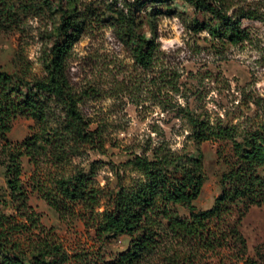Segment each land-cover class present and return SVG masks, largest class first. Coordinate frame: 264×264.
Returning a JSON list of instances; mask_svg holds the SVG:
<instances>
[{
  "label": "rangeland",
  "instance_id": "obj_1",
  "mask_svg": "<svg viewBox=\"0 0 264 264\" xmlns=\"http://www.w3.org/2000/svg\"><path fill=\"white\" fill-rule=\"evenodd\" d=\"M4 1L12 14L0 25V66L6 70L13 64H30L33 74L42 75L60 34L59 9L68 8L80 21L83 29L65 64L87 128L96 134L90 144L69 147L62 166L45 155L33 163L20 154V198L7 181L9 150L0 146V211L24 225L12 235L24 245L39 233H48L70 256L67 264L113 258L127 249L129 237L98 235L95 216L111 203L117 181L128 184L136 174L129 158L162 139L177 150L189 147L188 113L238 130L264 123V21L260 18L241 16L248 39L223 45L206 29L194 28V8L182 0ZM230 1L233 8L264 11V0ZM130 16L136 21L131 33L144 34L156 45L147 67L135 58L134 41L124 22ZM55 115H62L60 107ZM35 130L33 118L17 115L7 133L9 146L21 145ZM200 147L207 178L193 203L197 210H205L220 193L219 179L226 169L217 149L229 156L231 142L205 140ZM77 167L101 190L99 204L94 211L78 204L74 212L60 216L39 187H52L55 175ZM179 213L189 212L180 208ZM30 216L39 227L33 226ZM240 230L248 255L254 256L257 249L264 252V205L248 209Z\"/></svg>",
  "mask_w": 264,
  "mask_h": 264
},
{
  "label": "trees",
  "instance_id": "obj_2",
  "mask_svg": "<svg viewBox=\"0 0 264 264\" xmlns=\"http://www.w3.org/2000/svg\"><path fill=\"white\" fill-rule=\"evenodd\" d=\"M182 1L194 8V28L206 29L223 45L248 39L241 16L264 21V11L233 8L230 0ZM10 10L0 0V25L10 19ZM59 11L60 34L46 57L42 75L33 74L30 64H13L9 70L0 66V146L9 150L7 181L19 198L20 154H26L33 163L45 155L56 166H62L68 160L69 147L90 144L96 137L87 128L65 64L83 26L68 8ZM124 22L134 41L136 60L147 67L154 58V40L131 33L136 23L133 17ZM56 107L62 113L59 117L55 115ZM17 115L33 118L36 130L12 148L7 133ZM187 115L192 126L189 147L177 150L162 139L128 159L136 174L128 184L117 181L111 203L95 216V227L100 236H128L129 245L113 258L94 264H264L260 249L254 256L247 254V241L240 230L248 209L264 205V123L238 130L235 126L213 124L196 114ZM205 140L230 141L231 154L225 156L217 149L218 160L226 165L219 179L221 190L210 208L197 210L193 202L207 178L200 147ZM58 174L53 177L52 187H39L48 204L60 216L74 212L78 204L94 211L101 190L89 175L78 167ZM180 208L187 209L188 215H181ZM12 218V214L0 211V264L69 262L62 244L48 233H39L26 245L13 238V233L24 225ZM30 219L34 227H39L34 217Z\"/></svg>",
  "mask_w": 264,
  "mask_h": 264
}]
</instances>
